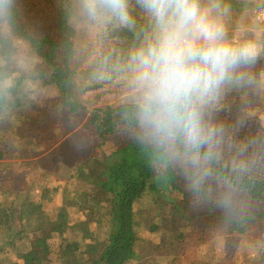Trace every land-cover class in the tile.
Segmentation results:
<instances>
[{"label": "clouds", "instance_id": "obj_1", "mask_svg": "<svg viewBox=\"0 0 264 264\" xmlns=\"http://www.w3.org/2000/svg\"><path fill=\"white\" fill-rule=\"evenodd\" d=\"M64 102L112 93L116 135L136 145L160 188L183 189L190 207L211 208L230 225L255 218L264 193V118L227 122L225 97L264 98V0H243L233 27L229 0H57ZM242 31L243 38L235 33ZM46 34L24 0H0V125L46 102L39 44ZM251 107V105H249ZM84 151L87 137H74Z\"/></svg>", "mask_w": 264, "mask_h": 264}, {"label": "trees", "instance_id": "obj_2", "mask_svg": "<svg viewBox=\"0 0 264 264\" xmlns=\"http://www.w3.org/2000/svg\"><path fill=\"white\" fill-rule=\"evenodd\" d=\"M24 3L28 19L38 22L46 34L40 41L39 54L45 69L44 84L49 96L45 103L30 110L31 114L27 119H21L19 116L17 123L0 129V135L1 133L9 135L0 136V179L10 176L17 188L12 193V186L7 185L0 192L3 201L8 197L5 196L6 190L9 192L10 189L13 195L8 206L4 209L0 207V264H68L69 260L78 264L140 263L142 257L135 248L136 234L137 230L146 228L148 222L152 225L161 221L163 224L179 217L180 221L181 219L183 221L184 230L190 227L194 220L200 222L195 216L189 217L191 216L189 200L183 189L176 187L175 184L170 190L158 187L140 159L136 145L116 135L112 123L114 115L112 93L107 89H99L93 91L92 95L84 94L86 105L75 111L65 106L63 80L67 67L59 47L61 35L57 0H26ZM229 3L232 5V18L236 16L241 18L243 0H229ZM45 9H48L52 16L51 21H42L40 16L46 12ZM250 98L244 91H234L227 95L224 103L228 111L222 114V118L227 122L239 118V107L243 112L252 113L253 105ZM84 117H87L85 123ZM259 119L258 116L249 118L245 134L255 132L261 123ZM81 134L87 137L91 145L94 141H100L98 147L101 148L111 140L115 142L94 162L91 161L94 156L81 151L85 158H82L83 161L79 164L85 168L83 170L87 176H82L81 171H78L69 177L86 179L88 186L85 188L75 185L76 188L70 195L62 191L63 199L57 204L55 198L59 189L41 186V173L49 168L43 165L47 160L54 161L48 162L53 165L59 158H63L62 152L57 150L60 144L77 135L82 137ZM25 156L38 159L29 163L30 165L25 161L15 164L16 167L7 164L9 159ZM76 164L74 162L72 165ZM4 165L5 167L10 165L7 172L1 169ZM54 178L57 179L56 175ZM24 179L26 185L22 184ZM37 187L40 189L38 197L40 204L35 203L32 198ZM88 187L100 190V199L106 202L103 208L106 207L110 211L107 222H104L107 231L104 235L105 243L102 253L98 255H95L92 248L83 254L78 250L80 246L72 237V226L75 224L88 227L86 234L88 238H82L85 246L92 245L99 236L98 221L88 220L86 208L77 204L79 199L88 197ZM49 204L51 215L47 221L48 234L29 240L30 221L22 208L35 205L34 212L39 221L44 207ZM209 209V214L212 215L208 216L221 223L218 213ZM154 235L156 233H153ZM226 235L228 238L257 239L260 242L258 250L260 263L264 262V193L258 197L255 218L242 226L230 225ZM201 240L204 241L203 238ZM168 247L170 246L165 250ZM162 248L164 249L161 247L162 251L159 252L164 253ZM165 264L193 263L186 261L183 255H175Z\"/></svg>", "mask_w": 264, "mask_h": 264}, {"label": "rangeland", "instance_id": "obj_3", "mask_svg": "<svg viewBox=\"0 0 264 264\" xmlns=\"http://www.w3.org/2000/svg\"><path fill=\"white\" fill-rule=\"evenodd\" d=\"M45 10L46 12L40 16L42 18V21H51L52 16L49 14L48 9ZM239 21L240 17L236 16L232 18L231 23L233 27H235V25ZM235 34L239 38H243L244 35L242 31L236 32ZM261 69H264V58H261L256 65L257 71ZM93 91L95 90L88 91L85 94L92 95ZM250 100L253 105V107H251V111L253 112L249 114V118H252L253 116H258L260 118L259 120L262 121V118H264V98L251 97ZM239 110V115L241 116L244 112L242 111L241 107H239ZM30 114V110L22 111L20 114V118L27 119ZM86 120L87 117H84L83 123H85ZM2 127L6 128V125H0V129H2ZM81 135L82 137L84 136L83 134ZM0 136L9 135H6V133H1ZM75 137L79 136L77 135ZM73 138L74 137H71L67 141L62 142L60 144L59 149H57L62 152L63 156V158H59V160L56 161L60 164H57L55 162L52 165L48 162L54 161H45L46 164H44L43 166H48L49 168H46L45 172L41 173L40 177V180H42V188L59 189L58 195L55 198L57 204H60L61 200L63 199L62 191H65L67 195H70V193L74 192V188H76L75 185H77V187L83 186L85 188L88 186L86 179H70L71 175H75L74 172L81 171L82 176L86 175L83 170L85 168H83L79 164L85 158V155H83V153H86L92 157L94 156V158L91 159V161L94 162V160H98L99 158H101V155L104 152L106 153L109 148L113 146V142H115L111 140L110 142H107V144L102 148L98 147L100 141H94L92 145L89 142V146L82 153L81 151L77 150L74 146ZM37 159V157L31 156L17 157L12 160L9 159V161H7V164L15 165L25 161L28 165H30L29 163H32ZM74 162H76L77 164L72 165ZM5 166L6 165L2 166L1 169H4L5 172H7L10 168V165H7V167ZM27 175H31V173H27ZM55 175L57 179L54 178ZM13 183L15 184L13 178H11L10 176L2 177V179H0V192L7 185H11V192L13 193L14 190L17 189L16 184L14 185ZM22 184H27L25 179L22 180ZM37 188L35 189L36 193L33 194L32 198L35 203L38 202L40 204V199L38 198L40 194V189ZM99 191L100 190L96 189L95 187H88V197L81 198L77 201L78 206L86 208L87 219H96L98 221L97 223L99 224L98 227L100 228L97 241L90 246H85L82 242V238H88V235H86L88 232V227L80 226L79 224H75L72 226L73 240L80 246L81 249L77 246L78 250L81 251L83 254H86V251H88L89 248H92L93 250H95V255H98L102 253L103 246L105 243L104 235L107 231L106 227H104V224L109 218L110 211L106 207L103 208V205L106 204V202L100 199ZM5 192V196H8L6 200L3 201V199L0 198V207L2 209L8 206L10 199L13 198V195L10 193V189L9 192L7 190ZM49 206L50 204L44 207L43 214L39 221H37V215H35L34 212L35 205L22 208V210L28 215L30 221V225L28 226L29 240H34L35 238H39L48 234L47 221L49 216L51 215ZM98 211L100 212V214H98ZM190 211L191 216L189 217L194 218L195 216L196 220L200 223H197L195 220H192L193 222L190 227H187L185 230L183 229V221L182 219L180 221L179 217L172 218L168 223L163 224L161 223V221H158L152 225L150 222H148L146 228L137 230L135 248L142 257L141 262L137 264H165L170 258L174 257L175 255H183V258L186 261H191L193 264H264V262L260 263L258 255L260 242L257 241V239L252 238L249 240H245L240 237L228 238L226 234L224 235L223 239H220L214 232V229L220 223H217V219L208 216L212 215L211 213L209 214V208H202L199 211H195L190 207ZM203 220H205L206 222H203ZM182 232L184 235H182ZM153 233H156V235L153 236ZM201 238H203L204 241L201 240ZM167 246L170 247L165 250ZM161 247H164V249L162 248L164 253L159 252L162 251L160 249ZM158 252L160 254H158ZM68 264L78 263L69 260Z\"/></svg>", "mask_w": 264, "mask_h": 264}]
</instances>
